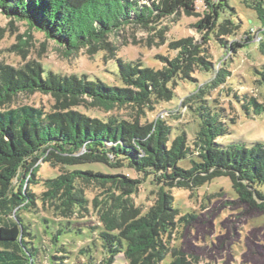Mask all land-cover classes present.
<instances>
[{
  "label": "trees",
  "instance_id": "1",
  "mask_svg": "<svg viewBox=\"0 0 264 264\" xmlns=\"http://www.w3.org/2000/svg\"><path fill=\"white\" fill-rule=\"evenodd\" d=\"M202 1L204 17L195 27L203 41L194 36L171 41L176 55L160 56L165 62L159 69L144 66L141 60L119 58L121 86L46 71L36 60L20 67L0 62V264H33L34 252L26 246L31 225L21 215L23 211L49 210L69 219L92 210L109 253L102 261L105 264H112L119 253L129 264H163L170 252L168 264H197L169 245L179 223L191 214L180 216L165 186L194 189L227 175L241 199L264 210V190L259 189L264 184V143L221 146L217 139L229 132L225 122L229 114L206 98L231 75L226 68L215 72L211 42L225 54L237 53L258 37L264 56V0H244L262 25L257 35L240 40H230L241 27L230 0ZM0 8L9 18L27 24V39L20 46L28 44L31 32L37 30L61 45L68 56L85 48L90 55L103 50L112 59L118 47L111 37L123 27L135 23L149 27L160 18L179 14L180 8L190 13L195 0L152 4L141 0H0ZM198 71L212 72L213 78L182 102L192 109L195 104L199 118L190 145L186 132L172 138V126L160 117L150 120L149 113L171 101L180 82L197 81ZM259 76L258 83L264 85V65ZM36 92L55 98L51 111L32 105L11 107L19 94ZM234 98L248 113L251 107L257 113L264 111V103L249 93L235 92ZM230 120L235 122L236 117ZM188 157L191 165L181 166V160ZM41 159L60 167L57 177L42 184L36 179ZM93 161L128 164L144 176L153 174L162 184L154 204L147 211L136 204L134 194L141 178L68 167ZM31 184L44 189L35 191Z\"/></svg>",
  "mask_w": 264,
  "mask_h": 264
},
{
  "label": "rangeland",
  "instance_id": "2",
  "mask_svg": "<svg viewBox=\"0 0 264 264\" xmlns=\"http://www.w3.org/2000/svg\"><path fill=\"white\" fill-rule=\"evenodd\" d=\"M161 0H141L144 4ZM202 0H195V9L188 13L180 8L179 14L167 16L150 23L149 27L137 23L122 28L119 34L111 39L118 47L116 56L106 58L101 50L90 55L81 49L68 56L66 50L57 42L49 39L44 32L33 30L28 44L20 46L27 38L28 26L24 21L11 19L0 8V62L15 67L23 66L31 60L42 62L46 71L52 70L62 75L75 74L87 76L91 80H102L110 85L121 86L118 59L128 62L141 60L144 66L162 68L165 58H173L176 51L170 48V42L194 36L203 41L202 33L195 24L204 17ZM234 9V19L241 25L238 33L230 40H240L247 35H257L262 21L256 11L244 3V0H230ZM214 53L215 72L226 68L231 75L220 87L211 89L206 98L225 109L232 122L225 117L229 132L217 139L221 146L241 144L251 147L264 143V111L255 112L251 107L249 113L234 98L249 93L264 103V85L258 83L259 72L264 65V56L259 49V38L241 48L237 53L225 54L223 48L211 42ZM22 49V50H21ZM197 81H182L175 89L171 101L161 103L155 111L149 113V119L160 117L172 126V138L186 132L189 144L196 136L199 118L190 106H184L183 100L192 94L197 87L208 82L212 72L198 71ZM55 98L41 92L21 93L12 106L32 105L52 110ZM124 112V111H123ZM98 112H95L96 114ZM106 115L104 111L99 112ZM36 179L42 184L45 179L57 177L59 166H53L42 159ZM180 165L189 167L190 157L181 160ZM70 169L96 170L106 173H125L133 178H141L139 190L134 200L143 211H147L155 202L157 191L162 186L153 174L144 176L128 164L111 166L105 162H83L68 166ZM32 185L35 191L44 187ZM174 197L173 204L180 216L191 214L187 221H181L170 238V246L183 251L197 264H264V210L247 200L241 199L227 175L215 177L211 181L190 189L187 187H169ZM264 190V184L259 186ZM94 193H91L93 196ZM21 215L31 225L26 237V246L33 252V264H105L102 261L109 256L100 237L102 228L95 212L84 217H57L52 211L41 209L36 213L23 211ZM96 226V228L94 227ZM86 248V251L82 249ZM30 255V254H29ZM172 260L170 252L163 264ZM112 264H129L123 253L117 254Z\"/></svg>",
  "mask_w": 264,
  "mask_h": 264
}]
</instances>
